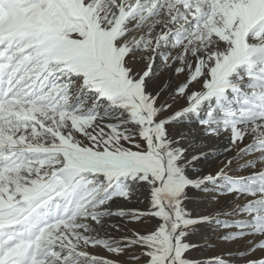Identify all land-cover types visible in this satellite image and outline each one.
Masks as SVG:
<instances>
[{"label": "snow or ice", "instance_id": "snow-or-ice-1", "mask_svg": "<svg viewBox=\"0 0 264 264\" xmlns=\"http://www.w3.org/2000/svg\"><path fill=\"white\" fill-rule=\"evenodd\" d=\"M225 141L264 185V0H0V264H184Z\"/></svg>", "mask_w": 264, "mask_h": 264}, {"label": "rangeland", "instance_id": "rangeland-1", "mask_svg": "<svg viewBox=\"0 0 264 264\" xmlns=\"http://www.w3.org/2000/svg\"><path fill=\"white\" fill-rule=\"evenodd\" d=\"M217 145L204 148L198 153L199 159L184 170L187 184L178 230L183 262L264 264V215L257 214L253 207L264 202L251 200L248 195L264 185L243 177L245 166L240 161H234L220 175L230 154L213 151Z\"/></svg>", "mask_w": 264, "mask_h": 264}, {"label": "bare ground", "instance_id": "bare-ground-1", "mask_svg": "<svg viewBox=\"0 0 264 264\" xmlns=\"http://www.w3.org/2000/svg\"><path fill=\"white\" fill-rule=\"evenodd\" d=\"M227 142L225 141V142H221V143H219L218 145H217V147L216 148H214V150L213 151H217V152H223V151H225L226 150V148H227Z\"/></svg>", "mask_w": 264, "mask_h": 264}]
</instances>
